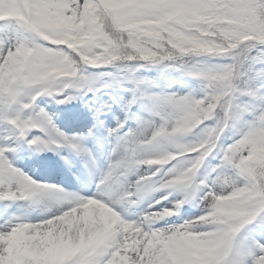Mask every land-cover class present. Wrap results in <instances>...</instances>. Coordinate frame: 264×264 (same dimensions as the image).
<instances>
[{"label":"snow or ice","instance_id":"1","mask_svg":"<svg viewBox=\"0 0 264 264\" xmlns=\"http://www.w3.org/2000/svg\"><path fill=\"white\" fill-rule=\"evenodd\" d=\"M0 264H264V0H0Z\"/></svg>","mask_w":264,"mask_h":264},{"label":"rangeland","instance_id":"2","mask_svg":"<svg viewBox=\"0 0 264 264\" xmlns=\"http://www.w3.org/2000/svg\"><path fill=\"white\" fill-rule=\"evenodd\" d=\"M148 75L151 77H156L157 73L155 71H151L148 73ZM168 76H177V74L176 73H169ZM160 83L162 84V86H165L168 83L167 78L165 76H161ZM189 83H190L191 87H195L194 82H189ZM173 88H174V90H181V84L180 83L173 84ZM182 90L187 91L189 89L183 88ZM46 100H47V98H45V101ZM41 106H44L43 101H42ZM47 106H48L50 111H53L57 114L58 122L61 124V126L72 125V124L76 123V121H73L72 119H68V117L70 116L71 113H75L78 110H81L83 108V105L79 102H73V104H70V105L56 106L55 104H48ZM55 107H57V108H55ZM68 111H69V113H68ZM37 155H33V156H37ZM26 157L27 158H26V160L24 159L23 163L28 162L27 161L28 156H26ZM35 168L36 167H34L33 169H35ZM40 173H41L40 169L38 168L36 170V174L39 176ZM197 211H198V209L195 206L185 205V208L181 211V215L188 216V215L195 214Z\"/></svg>","mask_w":264,"mask_h":264},{"label":"bare ground","instance_id":"3","mask_svg":"<svg viewBox=\"0 0 264 264\" xmlns=\"http://www.w3.org/2000/svg\"><path fill=\"white\" fill-rule=\"evenodd\" d=\"M55 108H57V107H55ZM60 109H61V108H60ZM68 113H69V111H68ZM46 154H48V156H47L46 159H47V162L49 163V162H51L52 154H51V153H46ZM26 158H27V157H26ZM27 161H28L27 163H23V162H22V166L25 168V170H29V169H31L32 171H34V172L36 173V170H33V165H34V166L37 165L36 157L33 156V155H29Z\"/></svg>","mask_w":264,"mask_h":264}]
</instances>
